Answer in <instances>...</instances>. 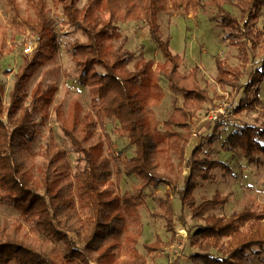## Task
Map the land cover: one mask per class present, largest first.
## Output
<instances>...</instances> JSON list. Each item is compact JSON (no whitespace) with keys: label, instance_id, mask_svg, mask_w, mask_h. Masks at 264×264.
Wrapping results in <instances>:
<instances>
[{"label":"trees","instance_id":"1","mask_svg":"<svg viewBox=\"0 0 264 264\" xmlns=\"http://www.w3.org/2000/svg\"><path fill=\"white\" fill-rule=\"evenodd\" d=\"M81 1L53 0L64 17L63 24L87 36L86 41H75L69 53L83 70L79 82L89 89L90 106L86 109L75 97L65 111L61 103L53 104L56 84L39 82L30 100L26 89L32 57L44 52L55 58L60 48L47 0H27L24 15L17 0H6L13 12L11 37L25 33L27 28L38 45L32 54H23L8 106L3 102L5 88L0 84V202H8L18 213L10 224H0V264H148L137 247L143 235L141 206L146 203L145 191L162 185L167 188L154 214L165 218L172 238L167 244L159 238L145 244L149 253L175 243L173 198L179 196L194 218L205 221L189 239L198 248L191 254L193 264H248L251 254L264 252V208L234 212L233 216L247 225L227 235L232 220L209 213L226 205L230 196L217 190L197 203L198 179L213 180L216 167L228 173L232 170L225 162L203 155L204 140L197 142L187 158L191 120L214 98L201 84L200 65L182 71L185 58L173 51L160 16L168 13L171 19L174 11L187 16L200 9H215L211 22L223 30L222 42L236 47L241 60L234 66L216 56V78L223 88L230 87L237 93L244 89L245 96L235 105L236 114L241 115L255 110L261 102L264 58L259 67L248 66L264 33L258 28L264 0H86L80 6ZM147 2L150 7L144 10ZM132 21H147L164 62L142 59L130 68L136 53L125 47L128 38L119 24ZM92 65L102 67L103 72L86 74ZM245 77L248 80L244 83ZM163 83L174 96L173 110L164 121L156 111L167 96ZM38 102L43 103L41 109L53 106L62 131L79 154L76 171L53 134L38 152L33 150L39 131L34 117L40 109ZM44 113L47 115V111ZM108 119L118 122L117 131L135 148L134 156L122 160L116 155L107 130ZM227 123L213 122L209 143L221 136ZM223 147L240 151L250 165H264V120L256 118L236 129ZM37 155L42 157L39 164ZM187 167L191 172L180 187L176 174ZM113 174L117 184L125 175L136 176L140 182L134 192H113L104 187ZM92 206L96 210L83 218L79 209ZM124 249L127 256L121 257Z\"/></svg>","mask_w":264,"mask_h":264},{"label":"rangeland","instance_id":"2","mask_svg":"<svg viewBox=\"0 0 264 264\" xmlns=\"http://www.w3.org/2000/svg\"><path fill=\"white\" fill-rule=\"evenodd\" d=\"M22 14L28 10L27 0H17ZM86 0L80 2V6L85 4ZM47 7L50 16L55 19V28L58 33L60 48L55 58H50L44 52L33 58L31 65L30 79L27 85L28 100H30L33 88L39 83H54L58 90L54 95V105L61 103L66 111L70 101L78 97L86 109L90 106L91 95L87 86L80 84L79 78L83 70L79 69L72 57L69 49L75 41H86L87 36L79 29L71 25H64V17L53 6V0H47ZM150 4L144 3L143 9L148 10ZM235 11L232 7H229ZM215 9L212 7L200 9L198 12H191L187 16H182L178 11H174L172 18L169 19L168 13L160 16L162 29L165 35H170L171 47L175 53L181 54L185 58L182 71L188 72L194 65L202 67L201 77L202 86L210 91L214 98L204 106V110L195 114L191 120V140L187 145V158L190 159L192 151L197 142L204 140L205 147L203 155H208L213 159L221 160L230 166L232 172L228 173L221 167L213 169L215 178L213 180L198 179V186L195 190L197 203L210 198L219 190L222 194L230 196L229 202L212 210L209 214L225 216L226 220H232L227 235L237 228L244 229L247 225L241 218L234 217V212H239L244 208L262 209L264 208V165L256 166L248 164L247 159L240 151H229L223 147L227 137L236 129L242 127L247 122H253L256 118L264 120V82L260 86L259 96L260 104L255 110L244 111L237 115L235 110L229 117L232 119L224 128L221 136L209 143V136L212 134L214 124L212 121L205 119V116L211 109L218 107L222 101L227 98H233L234 105L237 106L239 100L245 96L244 89L240 92L233 91L230 87L223 88L217 82L218 69L215 57L226 59L230 64L237 66L241 64L238 56V49L234 46L222 42L223 30L215 26L210 20ZM13 12L6 2L0 0V84L4 86L3 102L5 106L9 105V92L12 90L16 81V74L20 65L23 63V54H32L37 48L35 36L27 28L23 34H18L15 38L11 37L14 27L12 26ZM170 22V24H169ZM123 36L128 38L125 47L136 53L135 60L130 64L134 69L137 61L142 59H153L155 63L164 62L157 44L153 41L150 28L147 21H132L119 24ZM6 28V31L3 30ZM258 28L264 31V9L260 13ZM264 58V33L257 40V48L254 51L249 64V68H257L261 65ZM10 71V74L6 72ZM100 71L103 68L92 65L88 68L86 74ZM248 77L243 79L247 82ZM167 96L163 103L156 108L158 117L164 121L173 110V94L168 90L167 85L163 83ZM182 101V99H180ZM43 103L38 102L39 110L34 112V117L38 122V134L32 148L38 152L42 144H46L53 134L60 147L65 150L74 171L79 164V154L73 150V146L65 136L56 118L53 106L41 109ZM47 111V115H45ZM217 122V121H215ZM224 122V121H223ZM119 124L115 119L107 120V130L114 141V150L117 156L122 160L129 159L135 155V148L129 144V140L122 137L118 131ZM194 129L197 130L198 136L193 135ZM42 162L40 155L36 156V163ZM191 172L190 168L177 172L176 178L180 187L184 186V180ZM35 173H37L35 171ZM136 176H124L120 184H117L115 174L111 181L104 187L113 192L125 193L134 192L139 184ZM166 186L159 188H148L146 192V203L141 206L143 218V235L137 245L139 251L146 256L148 264H193L191 254L198 251L197 247L190 244L189 239L192 233L196 231L199 225L205 221L192 216L191 209L183 207L182 200L179 196L173 198V205L176 212V231L177 239L173 245H165L161 250L149 253L145 244L152 243L159 238L164 244L171 241L172 233L167 229L166 220L161 216L154 214L159 210V202L164 197ZM96 210V207H81L79 209L81 216L87 217ZM18 217V213L8 203L0 202V224H10L12 219ZM126 249L122 251L121 257H126ZM92 264H98L92 262ZM248 264H264V252L260 255L251 254Z\"/></svg>","mask_w":264,"mask_h":264},{"label":"built area","instance_id":"3","mask_svg":"<svg viewBox=\"0 0 264 264\" xmlns=\"http://www.w3.org/2000/svg\"><path fill=\"white\" fill-rule=\"evenodd\" d=\"M234 100L233 98H227L224 101L221 102V104L218 107H215V109H211L208 114L205 116V119H208L212 122L215 121H225V122H231L232 119L229 118L234 110H235ZM193 135L195 137L198 136V132L196 129H194Z\"/></svg>","mask_w":264,"mask_h":264}]
</instances>
